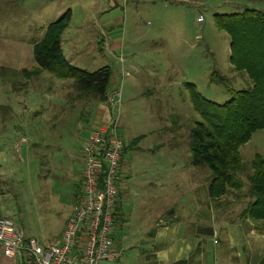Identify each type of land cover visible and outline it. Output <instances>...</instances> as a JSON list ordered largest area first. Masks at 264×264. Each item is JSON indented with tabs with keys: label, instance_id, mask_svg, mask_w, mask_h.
Masks as SVG:
<instances>
[{
	"label": "rangeland",
	"instance_id": "rangeland-1",
	"mask_svg": "<svg viewBox=\"0 0 264 264\" xmlns=\"http://www.w3.org/2000/svg\"><path fill=\"white\" fill-rule=\"evenodd\" d=\"M246 7L264 10V0H0V116L9 115L10 128L1 131L6 137L0 144L10 138L18 142L23 136L36 148L34 153L47 152L54 163L51 167L41 165L33 152L28 155L11 146L16 158L13 171L2 177L1 197L11 200L16 225L43 244L58 242L76 193L81 192V147L90 130L104 121L92 126L98 102L95 95L81 92L72 79H59L46 71L30 80L20 74L21 68L35 66L33 42L43 37L48 23L69 9L71 20L61 37L64 57L89 72L108 66V93L114 89L120 92L118 106L104 104L107 113L117 119L124 143L136 142L124 153V176L120 179L121 208L130 210L131 215L126 224L115 220L113 232L119 264L129 260L134 264L142 249L140 244L138 249L123 248L119 242L123 232L126 241L135 243L143 224L153 225L173 200L184 204L185 211H193L196 203L204 201L210 171L191 163L189 130L200 117L190 102L186 83H193L199 93L218 103L231 97L228 87L251 85L247 76L230 64L229 36L213 20L214 13ZM108 38L115 40L118 48L110 50L102 44ZM239 153L243 162L239 177L244 187L239 193H225L223 200L242 208L248 200L251 161L256 153L264 155V129L255 131ZM188 163L190 171L185 167ZM157 176L160 186L156 185ZM158 190L164 192L155 198ZM149 209L147 216L143 215ZM217 214L210 207L206 226L219 236H202L204 260L208 264H227L228 259V264H251L234 261L236 251L225 241Z\"/></svg>",
	"mask_w": 264,
	"mask_h": 264
},
{
	"label": "trees",
	"instance_id": "trees-1",
	"mask_svg": "<svg viewBox=\"0 0 264 264\" xmlns=\"http://www.w3.org/2000/svg\"><path fill=\"white\" fill-rule=\"evenodd\" d=\"M70 20L68 9L48 23L43 37L33 42L35 66L31 70L21 68L20 74L30 80L46 71L59 79H72L81 92L95 95L97 102L104 103L111 69L105 65L89 72L64 57L61 37ZM213 20L229 36V62L233 69L244 73L251 82L244 89L227 86L231 97L222 103L204 97L193 83H186L190 102L200 117L189 130L191 163L209 169L208 196L218 198L227 192H242L239 148L255 131L264 129V10L246 7L238 12L214 13ZM135 142L132 139L131 143ZM130 144L124 146V151ZM251 166L243 213L253 221H264V155L256 153ZM259 263L264 264V256Z\"/></svg>",
	"mask_w": 264,
	"mask_h": 264
},
{
	"label": "crops",
	"instance_id": "crops-1",
	"mask_svg": "<svg viewBox=\"0 0 264 264\" xmlns=\"http://www.w3.org/2000/svg\"><path fill=\"white\" fill-rule=\"evenodd\" d=\"M109 46L111 50L112 46H116L118 48V43L112 38L102 40V44ZM62 45V38H61ZM63 50V48H62ZM20 69V68H19ZM108 108L104 103L98 102L96 109V119L94 121V126L99 120L109 118L111 113H107ZM110 115V116H109ZM109 116V117H108ZM9 115H1L0 116V140L4 139L6 136L1 131L10 129ZM91 126V127H92ZM22 136V135H21ZM86 139V138H85ZM85 142V141H84ZM84 144V143H83ZM10 145V147H8ZM48 147V144H46ZM11 146L20 151L25 152V154L30 155L31 152L34 153L36 150L32 144L27 143V139L25 137H20L18 142H12V138L8 142H5L3 146L0 144V216H7L12 218L11 214L13 213V208L10 206V199L1 197V194L4 192L2 189V177L6 174L13 171V162L15 160V155L11 151ZM82 150V147H81ZM81 150H80V163L82 169V161H81ZM39 153H34V157H38L40 159V164H53L52 160L48 159L47 152L43 153L42 151H38ZM13 154L12 156L10 154ZM125 153V151H124ZM124 153L122 156V161L120 163V179L122 175L124 176L123 171V159ZM15 157V158H14ZM14 158V159H13ZM11 159H13L11 161ZM187 171L191 170L192 165L188 163ZM51 167V166H50ZM160 165H157V169L159 170ZM45 169L46 166H45ZM189 178H193L192 173L189 174ZM80 183L82 180L81 171L78 177ZM156 185L160 186L161 181L159 180V176L155 178ZM186 183V179H183ZM196 179L193 178V182L196 183ZM190 182V180H188ZM153 184V183H152ZM121 180L119 182V187L117 188V199L115 203L116 214L115 220L120 219L123 224H126L128 218H130L131 212L124 211L121 208V190L120 186ZM196 186V185H195ZM208 181L205 182L204 187V201H200L195 204L193 211H185V205L173 200L172 204H169V207L164 211L160 212L159 215L154 219V224L149 225V223L143 224L142 230H139L140 236L138 237L135 243L126 241L127 234L122 233L121 239L119 242L124 246L123 248H136L138 249V245L140 244L139 250H141L142 256L140 259H135L134 264H208L207 261L204 260L205 254L202 252V247L200 241L202 240V236L211 233L212 236H219V232L216 233L214 229L211 227H207V219L210 214V207L214 212L218 211L217 219L224 226L223 235L225 236V241L229 243L230 249L236 251V255L234 257L235 262H243L251 264H260L261 258L264 256V221H253L248 215L244 214V207L240 208L239 204L235 203L231 204L228 200L226 202L223 200V196L218 198H211L208 196ZM81 187V185H80ZM164 192L163 190H158L156 193V197H159L160 194ZM166 193V192H165ZM80 194V191L76 193L75 202ZM237 196V195H236ZM238 197V196H237ZM152 198V199H155ZM178 203V207L177 206ZM247 203V202H246ZM144 211L143 215L147 216L148 212ZM211 217V216H210ZM143 218V217H142ZM216 216H214V219ZM13 219V218H12ZM14 221V220H13ZM115 221H114V230H115ZM196 223L194 229L191 228V225ZM16 224V223H15ZM19 229L20 227L16 225ZM64 223L59 230V237L63 231ZM22 231V229H20ZM221 230V229H220ZM23 232V231H22ZM25 237H34L31 234H26L23 232ZM124 235V236H123ZM201 237V239H200ZM36 238V237H35ZM113 240L114 246L119 253V249L117 248L116 240L114 238L113 232ZM126 241V242H125ZM117 245V246H116ZM142 246V247H141ZM146 247L143 249V247ZM199 247V249H198ZM229 257V256H228ZM226 260V259H225ZM224 260V261H225ZM227 261V264L229 263ZM131 260L127 261L125 264H130ZM0 264H33L32 262H21L16 256H4L0 250ZM112 264H119V257L116 262ZM124 264V263H121ZM219 264V263H218ZM225 264V263H222Z\"/></svg>",
	"mask_w": 264,
	"mask_h": 264
},
{
	"label": "built area",
	"instance_id": "built-area-1",
	"mask_svg": "<svg viewBox=\"0 0 264 264\" xmlns=\"http://www.w3.org/2000/svg\"><path fill=\"white\" fill-rule=\"evenodd\" d=\"M199 20L202 18L199 17ZM120 92L107 94L106 102L119 105ZM95 125L81 150V192L55 244L25 237L12 218L0 216V250L33 264H112L119 253L114 246V208L120 180V163L126 145L112 115Z\"/></svg>",
	"mask_w": 264,
	"mask_h": 264
},
{
	"label": "bare ground",
	"instance_id": "bare-ground-1",
	"mask_svg": "<svg viewBox=\"0 0 264 264\" xmlns=\"http://www.w3.org/2000/svg\"><path fill=\"white\" fill-rule=\"evenodd\" d=\"M41 243V242H40ZM43 244V243H42ZM47 245V244H46Z\"/></svg>",
	"mask_w": 264,
	"mask_h": 264
}]
</instances>
